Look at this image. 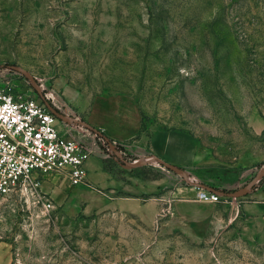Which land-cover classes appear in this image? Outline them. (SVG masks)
<instances>
[{
  "label": "rangeland",
  "instance_id": "rangeland-1",
  "mask_svg": "<svg viewBox=\"0 0 264 264\" xmlns=\"http://www.w3.org/2000/svg\"><path fill=\"white\" fill-rule=\"evenodd\" d=\"M0 83L42 95L103 168L99 181L44 182L48 211L0 198L1 260L264 264V173L253 182L264 168V0H0ZM118 94L141 112L143 145L157 128L197 140L188 180L249 192L180 219L172 190L197 187L144 161L133 140L112 149L80 123Z\"/></svg>",
  "mask_w": 264,
  "mask_h": 264
},
{
  "label": "built area",
  "instance_id": "built-area-1",
  "mask_svg": "<svg viewBox=\"0 0 264 264\" xmlns=\"http://www.w3.org/2000/svg\"><path fill=\"white\" fill-rule=\"evenodd\" d=\"M71 128L40 98L0 83V198L33 201L48 211L53 202L44 182L83 184L91 145ZM222 197L198 188L195 199L216 203Z\"/></svg>",
  "mask_w": 264,
  "mask_h": 264
},
{
  "label": "crops",
  "instance_id": "crops-1",
  "mask_svg": "<svg viewBox=\"0 0 264 264\" xmlns=\"http://www.w3.org/2000/svg\"><path fill=\"white\" fill-rule=\"evenodd\" d=\"M86 124L99 132L102 138L113 142L133 140L131 144L135 151L144 150L148 157L156 156L160 160L180 168L191 167L196 158L197 140L189 133L174 129H154L142 144V115L133 100L124 95L106 96L95 99L89 112L85 115ZM143 148V149H142ZM98 164L88 161L85 164L87 175L94 181L103 180V168L100 156ZM141 151V152H142ZM90 157V156H89ZM166 179L172 180L170 175ZM178 195L171 204L172 212L185 221L207 219V208L213 203L199 202L195 199L197 190L187 186H179L172 190ZM183 196H185L183 198ZM0 264H8L0 259Z\"/></svg>",
  "mask_w": 264,
  "mask_h": 264
},
{
  "label": "water",
  "instance_id": "water-1",
  "mask_svg": "<svg viewBox=\"0 0 264 264\" xmlns=\"http://www.w3.org/2000/svg\"><path fill=\"white\" fill-rule=\"evenodd\" d=\"M24 73L29 76V73L27 71H24ZM39 96L43 100V102L47 106V108L56 117H58L59 119H63L64 121H67L68 120V118H65L61 113H59L55 108H53L51 106V104L42 95H39ZM80 123L83 126H86L88 129H90L94 133H96V134L99 135V132L97 130H95L94 128H92L91 126H89L88 124H86L85 122H80ZM103 139L107 142V144L112 149H114V145H113V143L111 141L107 140L104 137H103ZM151 160H154V161L158 162L159 164H161L162 166H164L165 168H167L169 170H172L173 172H175L176 174H178L180 176H183L184 179L186 180V182L192 184L193 186H195L197 188L205 189V190L210 191V192H213V193H219L220 195H226V196H230V197L244 195L247 192H249V188H244V189H241V190H235V191H229V192H223L221 190H218V189H216L214 187H211V186H209L207 184H204L202 182H197V181L196 182H193V181L188 180L187 177H186V175H185V172L183 171L182 168H180L178 166H175V165H172V164H169L167 162H164V161L160 160L159 158H157L156 156L147 157L144 161L149 162ZM136 164H138V163H134L133 165H136ZM263 173H264V168L254 177L253 182H255L257 179H259L260 175L263 174Z\"/></svg>",
  "mask_w": 264,
  "mask_h": 264
}]
</instances>
